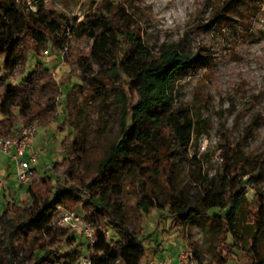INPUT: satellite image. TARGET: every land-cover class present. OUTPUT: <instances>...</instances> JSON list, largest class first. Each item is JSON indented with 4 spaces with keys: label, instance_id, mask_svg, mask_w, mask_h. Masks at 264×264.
Masks as SVG:
<instances>
[{
    "label": "trees",
    "instance_id": "obj_1",
    "mask_svg": "<svg viewBox=\"0 0 264 264\" xmlns=\"http://www.w3.org/2000/svg\"><path fill=\"white\" fill-rule=\"evenodd\" d=\"M234 1L238 7L246 4L245 0ZM128 21L129 26L123 28L108 9L98 6L83 20L70 23L65 14L42 4L36 11L24 13L16 0H0V54L5 56L0 66V133H15V125L21 121L47 120L60 106L65 114L58 127L64 133L60 140L62 157L43 172L34 169L33 180L22 185L27 187L26 197L17 198L6 185L0 194V264H77L83 254L82 243L73 228L52 223L58 206L82 207L85 220L95 226V241L87 246L94 264H148L147 242L152 236L146 221L154 213L157 227L165 226L170 234L178 231L182 239L188 237L187 229L195 218L206 214L201 224L203 233L221 239L228 253V257L215 255L211 264H226L246 248L237 222L241 203L247 198L246 182L240 180L242 185L230 195L228 175L223 176L219 188L207 175L196 176V197L176 188L179 171L169 135L178 147H185L196 132L192 111L177 103L176 83L196 57L180 44L154 52L139 24L131 17ZM69 37L93 40L90 56L115 78V98L122 103L116 138L94 166L89 164L85 140L75 135L77 107L72 92L81 86H73L61 100L54 67L46 65L48 56H59ZM15 46L18 49L12 55ZM30 56L36 59L32 68L18 71V63L27 62ZM20 77L18 83L10 81ZM132 93L138 97L135 103ZM157 176L165 182V200L161 199ZM136 177L145 186L134 204L137 214L133 218L122 198L126 181ZM257 191L255 186V195ZM257 210V237L262 239L264 201ZM250 252L254 264H264V242L253 244ZM194 254L202 261L196 249Z\"/></svg>",
    "mask_w": 264,
    "mask_h": 264
},
{
    "label": "rangeland",
    "instance_id": "obj_2",
    "mask_svg": "<svg viewBox=\"0 0 264 264\" xmlns=\"http://www.w3.org/2000/svg\"><path fill=\"white\" fill-rule=\"evenodd\" d=\"M16 1L21 12L36 11L42 4L65 14L70 23L74 19L78 23L86 13L102 6L123 28L131 23L128 18L135 20L146 44L154 52L169 44H180L196 57L194 65L176 83L177 103L192 111L196 127L191 142L185 147H178L169 135L179 171L176 188H183L196 197L199 191L196 176L207 175L219 188L223 176L228 175L230 195L240 188V180L246 182L247 198L241 203L237 221L244 233L246 248L238 257H230L226 264H254L250 248L264 242V237H257L255 223L259 204L264 201V0H245L242 7L234 0ZM92 43L89 38L69 37L59 56L50 55L46 61L47 66L54 67L61 100L73 86H81L80 90L72 92L77 107L75 135L86 142L90 166L97 163L108 144L116 138L122 119V103L115 98L118 91L117 85H113L115 78L90 56ZM17 49L15 46L10 54L15 55ZM4 60L5 56L0 54V66ZM35 62V57L30 56L27 62L21 60L17 69L28 72ZM21 79L11 78L10 81L18 83ZM137 100V95L132 93L131 101ZM64 118L60 106L47 120L21 121L35 123L38 127L34 139L38 161L34 168L40 172L63 155L60 140L64 133L58 127ZM6 163L7 169L3 172H9V191L17 198L26 197L27 187L18 182L14 164L9 160ZM156 183L161 189V199L165 200V182L157 176ZM144 186L139 177L126 181L122 201L133 218L137 214L134 204ZM2 203L0 195V207ZM206 218V214L196 217L187 229L188 237L183 239L201 254L204 263L211 264L215 257H228V253L221 239L203 233L201 224ZM157 221V213L146 221L147 232L152 236L147 242L148 264H173L182 238L178 231L170 234L164 230L165 226L157 227ZM73 232L82 243V255L88 256V238L79 228Z\"/></svg>",
    "mask_w": 264,
    "mask_h": 264
},
{
    "label": "built area",
    "instance_id": "obj_3",
    "mask_svg": "<svg viewBox=\"0 0 264 264\" xmlns=\"http://www.w3.org/2000/svg\"><path fill=\"white\" fill-rule=\"evenodd\" d=\"M35 123L20 122L13 134H0V155L8 158L14 164V173L21 185L29 184L34 174V164L38 154L34 147L37 132ZM7 183L6 177L0 172V194ZM52 223L58 226L79 228L92 244L96 238V228L85 220L83 208L71 209L58 206L52 215ZM77 264H94L90 256L82 255ZM176 264H206L195 258L194 250L185 243L181 249Z\"/></svg>",
    "mask_w": 264,
    "mask_h": 264
},
{
    "label": "crops",
    "instance_id": "obj_4",
    "mask_svg": "<svg viewBox=\"0 0 264 264\" xmlns=\"http://www.w3.org/2000/svg\"><path fill=\"white\" fill-rule=\"evenodd\" d=\"M6 161H8V158H6V157L0 155V172H1L5 177L8 176V178H6V179H7L6 186H7V184H9V183L11 182V180L9 179V172H5V173L3 172L5 169H7V166H6L7 163H6ZM184 244H185V243L183 242V239H182V245H181L180 250L178 251V253H177L175 259H174L173 262H172L173 264H176V263H177L178 255H179L181 249L183 248Z\"/></svg>",
    "mask_w": 264,
    "mask_h": 264
}]
</instances>
